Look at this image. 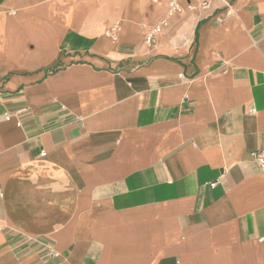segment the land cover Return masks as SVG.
<instances>
[{
  "label": "crops",
  "instance_id": "0c3cea01",
  "mask_svg": "<svg viewBox=\"0 0 264 264\" xmlns=\"http://www.w3.org/2000/svg\"><path fill=\"white\" fill-rule=\"evenodd\" d=\"M170 1L0 0V264H264V0Z\"/></svg>",
  "mask_w": 264,
  "mask_h": 264
},
{
  "label": "built area",
  "instance_id": "2783aa9c",
  "mask_svg": "<svg viewBox=\"0 0 264 264\" xmlns=\"http://www.w3.org/2000/svg\"><path fill=\"white\" fill-rule=\"evenodd\" d=\"M180 0H171L168 4V11H167V17L171 18L176 15H180L184 13L186 10L191 11L194 8H205L208 6V3L210 0H187V5L185 8H183L180 3ZM164 24V23H163ZM119 30L118 27H112L111 34L114 36L116 32ZM160 30L159 26H156L152 29H150L147 34L145 35L144 42L148 47H153V39L158 34ZM251 157L258 162V164L261 166L262 169H264V153L262 152H252ZM1 196V191H0Z\"/></svg>",
  "mask_w": 264,
  "mask_h": 264
}]
</instances>
